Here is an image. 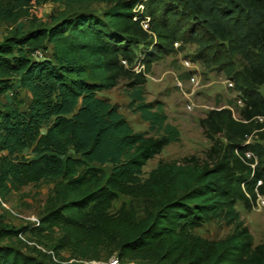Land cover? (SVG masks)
Here are the masks:
<instances>
[{
  "label": "trees",
  "instance_id": "obj_1",
  "mask_svg": "<svg viewBox=\"0 0 264 264\" xmlns=\"http://www.w3.org/2000/svg\"><path fill=\"white\" fill-rule=\"evenodd\" d=\"M42 3L105 8L100 17L61 11L48 27L31 23L0 40V96H11L0 102V202L26 185L53 184L37 226L0 221V242L15 239L31 252L0 245V264L100 263L107 250L117 264H264V242L252 245L234 211L264 197V96L257 91H264V0H0V21ZM176 43L195 45L200 63L227 73L237 60L231 81L242 107L236 120L224 108L199 120L211 142L207 162L158 161L141 179L146 162L177 141L176 129L141 103L137 89L135 111L158 136L134 132L96 94L120 80L142 86L150 64ZM37 51L47 56L36 58ZM139 57L142 71L134 72ZM11 80L26 94L21 110ZM27 150L32 158L16 157ZM118 196L141 200L142 216L124 205L110 214ZM212 219L230 232L216 241L193 233Z\"/></svg>",
  "mask_w": 264,
  "mask_h": 264
},
{
  "label": "rangeland",
  "instance_id": "obj_2",
  "mask_svg": "<svg viewBox=\"0 0 264 264\" xmlns=\"http://www.w3.org/2000/svg\"><path fill=\"white\" fill-rule=\"evenodd\" d=\"M101 4H82L64 7L61 3H42L31 7L27 13L12 22L0 21V40L13 33H21L29 30L31 23L34 27H48L51 20L61 11L66 14L76 12H87L100 17L104 10ZM136 10L141 11L142 7ZM198 49L193 44L173 45V51L167 56L152 62L148 70L143 74L144 84L138 88H128L127 81L120 80L117 85L108 90L97 93L96 96L106 100L110 105L117 108L127 124L134 132H145L147 136H158L161 131H148L147 123L139 119L135 107L138 102L133 101L134 89L140 94L141 103L151 106V111H157L165 117L164 124L175 128L178 133L176 142L162 148L160 153L148 160L142 168L141 179H145L148 172L153 169L157 162L180 163L184 158L193 157L198 162H207L205 157L211 142L204 136L199 127V120L204 118L210 110L228 109L236 118L239 107L236 104L238 98L237 87L235 82L231 81L234 73L240 70L237 60L231 61L232 70L228 73L224 65H204L195 57ZM45 57L47 54H41ZM39 56V55H38ZM36 57V58H40ZM140 57L135 61L132 70L134 72L142 71V66H137ZM228 81L232 87H228ZM11 86L17 91L14 96L19 101L18 109H23L27 103L26 94L17 90L14 80H11ZM260 95L264 96L262 87H257ZM1 103H11V96L8 93L0 96ZM220 139V136H217ZM253 139H248L250 142ZM221 140V139H220ZM17 158H32L29 151H24L16 156ZM96 168L108 172L109 166L93 165ZM52 183L43 181L35 185H26L19 190L9 192L1 201L7 208H0V221L10 226L21 228L27 224V218H38L42 213L44 202L51 197ZM124 205L125 208H132L135 216L140 218L144 203L141 200H133L124 196H118L117 200L110 206V214ZM12 212V214L9 211ZM237 213V221L247 228L252 245L264 242V197L257 196L254 206L249 210H244L239 203L234 206ZM231 226H226L220 219H212L205 223L199 229L193 231L198 237L216 241L226 236ZM36 241L34 235H26ZM1 246H10L20 249L25 254H30V249L23 250L21 245L15 240L0 242ZM48 247V243H45ZM115 252L105 251L101 254L102 264H110L114 261ZM61 258L67 259V254L62 252ZM37 260H39L37 258ZM47 264V261H43ZM94 263V262H91ZM90 263V264H91ZM89 264V263H87Z\"/></svg>",
  "mask_w": 264,
  "mask_h": 264
},
{
  "label": "built area",
  "instance_id": "obj_3",
  "mask_svg": "<svg viewBox=\"0 0 264 264\" xmlns=\"http://www.w3.org/2000/svg\"><path fill=\"white\" fill-rule=\"evenodd\" d=\"M139 7H141V6H139ZM142 27H143V29H145L146 28V25H142ZM39 55V56H38ZM34 57H40V52H35L34 53ZM123 65H124V63H122ZM228 87H232V84H231V82L230 81H228ZM236 104H237V106L239 107V108H241L242 107V102H241V99L240 98H236ZM231 117H232V119H234V120H236V118H237V115H236V118L234 117V115L231 113ZM257 120L258 121H261V118H257ZM245 156L246 157H249V155L248 154H245ZM258 184V183H257ZM0 208L2 209V210H7V208L5 207V205L3 204V203H1L0 202ZM9 211V210H8ZM11 214H12V212L11 211H9ZM26 221H27V224H30V225H32V226H37L38 225V221H37V218H34V217H31V218H27L26 219ZM17 238L19 239V240H21V241H24V237H23V234H17ZM28 245H31V243H27ZM69 262H71V261H69ZM113 262V264H117L116 263V261L114 260V261H112Z\"/></svg>",
  "mask_w": 264,
  "mask_h": 264
},
{
  "label": "bare ground",
  "instance_id": "obj_4",
  "mask_svg": "<svg viewBox=\"0 0 264 264\" xmlns=\"http://www.w3.org/2000/svg\"><path fill=\"white\" fill-rule=\"evenodd\" d=\"M89 264H90V263H89ZM92 264H102V263H95V262H94V263H92ZM110 264H113V262H112V263H110Z\"/></svg>",
  "mask_w": 264,
  "mask_h": 264
}]
</instances>
